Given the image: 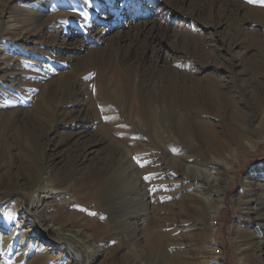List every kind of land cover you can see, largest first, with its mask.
I'll return each mask as SVG.
<instances>
[{
	"label": "rangeland",
	"instance_id": "374dc122",
	"mask_svg": "<svg viewBox=\"0 0 264 264\" xmlns=\"http://www.w3.org/2000/svg\"><path fill=\"white\" fill-rule=\"evenodd\" d=\"M40 2L46 0H0V28H8L5 22L8 15L19 17L25 6L33 7ZM75 2L76 11L67 22L55 18L60 25L37 29L18 40L20 57L12 63V75L16 79L13 87H18L23 94L17 95V105L13 108L6 107L11 101L6 93L9 83L0 77V114H7L5 124L0 125L2 186L11 189L17 179L26 177L27 168L39 150H45L47 158L54 160L58 154L68 157L73 148H86L92 142L95 144L90 145L89 157L101 162L113 158L125 162L133 176L126 177V182L131 185L135 182L134 188L139 185L145 199L152 196L150 205L131 206L136 212L130 216L131 221L122 226L125 234L133 227L140 231L136 241L123 234L115 235L114 224L106 211L89 196L70 197L68 208L80 206L77 219L91 224L92 230L107 232L108 242L97 244L99 254L104 249L107 259L104 264H197L199 259L211 256V231L218 263L264 264V254L258 260L248 249V233H253L264 247V220L259 219L260 213H264V190L257 188H264V140L250 149L261 134L257 135L255 130L248 132L246 126L250 116L264 118V0ZM78 10L81 13L78 14ZM56 11L71 10L52 5L43 19H51ZM138 31L143 33L135 42ZM15 33L16 29L12 35ZM235 34L245 41L230 50L228 38ZM99 35L107 38L106 44L99 40ZM122 36L126 41L121 43L120 52L130 54L126 55L123 67L135 71L137 60L143 61L145 70L140 71V87L148 99L151 100L154 93L160 98L165 86L172 89L174 82L179 90L185 86L187 95H181L178 102L162 110V116L149 126L132 120V113L118 105L111 90L105 116L87 102L85 111L75 110L73 114L84 119L76 120L79 121L76 127L68 130L67 120L59 116L57 109L61 85L72 81L70 69L75 63L81 67L75 71L76 88L86 91L98 67L87 59L91 49L76 58L70 56L84 41L108 49L115 48L117 39ZM11 50L5 46V51L1 52L7 55ZM112 55L113 52L106 54L105 58L110 60ZM204 64L208 65L203 67ZM83 65L89 66L88 69L82 70ZM150 74L154 77L151 87L148 86L151 85ZM208 84H214L218 90L224 85L227 87L229 93L222 99L219 95L227 109L222 110L224 105H221L218 110L209 100ZM17 110L18 114L14 115ZM68 134L71 141L59 149L58 145ZM31 143L36 148L32 149ZM235 157L227 172L230 182L216 206L208 191L209 185L214 183L211 172L203 185V197L209 198L205 202L194 199L189 186L181 183L179 177L165 175L163 170L164 166L180 170L175 164L181 162L189 166V162L207 172L209 159L226 162ZM133 197L137 202L138 196ZM13 199L8 194L0 195L2 215L16 214L14 210H18V206ZM258 200L262 202L259 207ZM17 201L21 210L31 204L29 196ZM250 201L254 203L247 211L249 215L243 213L242 216H248L251 222L238 221L239 206ZM127 212L126 208L123 214ZM16 218L22 220L20 215ZM6 231L0 230V264H20L19 259L27 261L36 254L39 247L36 248L33 241H21L22 230L16 229L10 244L5 246ZM42 242L44 244L46 239ZM61 246L51 249L50 253L57 249L62 261L59 264H64L67 257Z\"/></svg>",
	"mask_w": 264,
	"mask_h": 264
},
{
	"label": "bare ground",
	"instance_id": "6f19581e",
	"mask_svg": "<svg viewBox=\"0 0 264 264\" xmlns=\"http://www.w3.org/2000/svg\"><path fill=\"white\" fill-rule=\"evenodd\" d=\"M54 1L56 4H52ZM74 1L75 0H46V2H40L38 5H34L33 7H31V5L25 6L19 17L8 15L6 18L5 22L8 23V28H0V74L2 75L0 77L5 78V80H7L10 84L7 85L9 90L6 92L7 96L11 100L9 102L10 105L6 106L8 109L16 106L18 100L17 95L23 94V91H21L18 87H13L14 83H16V79L12 75V63L14 60H18V57H20L18 40L23 39L27 36V34L29 35L30 32L35 33L37 29L43 27L51 28L60 25L59 22L55 20V18H59V20L63 23L67 22V20L73 15L72 12L76 11L74 4L77 2L74 3ZM82 3H85V1ZM52 5L67 7L71 11L65 13L62 11H56V14H53L51 19H43L44 13L50 10ZM32 10L34 13L31 12ZM77 13L79 14L81 12L78 10ZM64 14H66L64 17H60ZM14 29L17 30V34L15 33L12 35ZM141 32L142 31L137 32V36L134 39L135 42L138 41V37L141 35ZM102 35H99V40L106 44L107 38L103 39ZM122 38L123 36L117 39L118 42L114 45L115 48L108 49L102 47L97 48L84 41L75 48V54L70 56V58H76L79 54L91 49L88 53L87 59L90 63L95 64L98 67L96 69L95 75L90 81V86L86 91L76 88L75 71H79L81 67L75 63L72 64L74 66L70 69L73 71V73L70 75V79L72 81H64L61 85V89L59 91L60 102L57 105V109L59 116H64L65 122L67 120L68 130L76 127V123L79 122L76 120H79L80 118L82 120L83 117L74 116L73 114H75V110L77 112L85 111L88 106L87 102L89 103V107L94 108L96 111H99L102 116H105L108 113V109H106L105 106L106 103H109L108 100L111 96V90L114 92L113 96L118 105L120 104L122 109L125 110L127 108L128 111L132 113V120L147 124L149 126L154 124L159 116H162V110L167 109L174 102H178L180 97H182L184 94L185 96L187 95L186 93H188V91L186 90V87L184 86L181 91L174 82V84H172V89L168 90L170 87L165 86V92L162 91L163 93L161 94L160 98L154 93L151 100L150 98L148 99L146 93L144 94L143 88L140 87V74L142 73L141 70H145V64L143 61H139L138 59L136 62L135 71L130 69L126 70L123 67L126 64L124 62L126 55L130 54L126 52H120V45H122L121 43L123 40H125ZM228 39L230 43V50H233L235 47L242 46L245 41L237 38L236 34L235 36H229ZM5 46H9V48L12 49L7 55L1 52L5 51ZM111 52H113L111 59H106L105 55ZM206 65L208 64H204L203 67ZM88 67L89 66L87 65H83L82 70H87ZM249 73L250 72H243V74L246 75ZM262 77L264 78V76ZM149 78L151 85L148 86H154V77L151 75ZM226 88L227 87H225V85L223 86L222 90L221 88L218 90L217 86L214 84H208L206 86L209 100L217 106L218 110L220 109L221 105H224V102H222L223 100L220 102L219 95L222 99L229 93ZM186 98L188 99V96ZM225 109H227V105H224V109L222 110ZM157 111L158 113H156ZM17 112L18 110L13 114L17 115ZM6 116L7 114H5V112L0 114V125L5 121L4 119ZM246 126L248 132L252 133L255 130L257 135L259 133L261 134L259 136V140L251 143L249 146L250 149H253L257 144L264 140L263 116H250ZM68 133L75 134V132ZM32 134L33 133L31 131V135ZM69 135L70 134H68L67 138H65L59 145L57 144L59 149L71 141V137ZM93 144L95 143L90 142L89 146L86 148L75 147L72 149L70 156L67 157V155L62 156L61 154H58L55 156L54 160L53 158H47V152L45 150H39L38 153H35L32 162L27 168L28 172L26 177L22 176L17 179L11 189H5V187L2 186L4 185V182L2 181L3 179L0 181V187L2 186L0 189V195H10L12 198H14L13 201H15L16 205L18 206V210H14L16 211V214L11 215V212H6L2 215L0 213V230H7L6 232L8 236L3 240L4 245L7 246V244H10L12 236L17 233L15 230L18 229L20 231L22 230L21 241L26 240L27 243L29 241H33V245H35L36 248L39 247V249L36 250V254H34L32 257H29L30 259L27 261L25 259H19L20 264L61 263V257L59 256L60 252H57V249L55 251L57 254H55V252L50 253L51 249L59 247V244H62L61 247L64 248L62 249L65 252L64 257H67V260L64 262V264H77V261H80L81 264H104V262L107 260L104 249L102 248L103 253L99 254L100 251L99 248H97V244H106L108 242L105 238L107 237V232H101L94 227L92 230L91 224L87 225L83 220L77 219L75 217H80L78 212L80 206L68 208L70 197L73 195H87L91 201H95L97 204H100L102 210L106 211L110 221L114 224V230L112 232L115 235L123 234V236H127V238L129 237L136 241L140 231H137V229L133 227L131 230L126 231L127 233L125 234L123 233L124 227L122 228V226H124L125 223H129L131 221L130 216L136 212L135 209L131 210V206H135V204L140 205V207L150 205L152 202V196L149 195L145 199V193L142 192V189L139 187V185L138 187H133L135 184L134 180L133 185H131L132 183L126 182V177L132 178L133 176L125 167V162H121V160L117 159L115 160L114 158L109 160L105 159L106 161L102 160L101 162L100 160L94 161L93 158L89 157L91 154L90 145ZM31 147L34 149L35 146L31 143ZM236 159L237 157L227 159L226 162L218 159H209L206 162V166L208 168L207 172H204L202 167L195 166L189 162H187L189 166H184L181 162L175 164L176 168H179L180 170L177 169L174 171L168 166H164L163 170L165 175H174L179 177L181 183H185L187 187L189 186L191 189L190 194H192L194 199L199 198V200L205 202L207 201L206 199L209 198L203 197L205 193H203L202 190H204V183H207L208 172H211L213 174L212 176L216 177L217 179H214L211 176V180L214 181V183L209 185L208 191L211 192L210 196L213 198V201L217 203L215 204L216 206L219 205L218 203L221 201L220 198L230 182L227 175L228 168L233 165ZM163 163L165 165L167 164L166 162ZM257 188L258 190H264V188ZM134 195L138 196L137 202L134 200ZM26 196L30 197L31 204L26 209L21 210L19 209L20 203L17 200H19V198L24 199ZM148 198L149 201H147ZM253 203L254 201L245 202L244 205L241 204L242 206H239L240 214L238 221L241 222L248 220V222H251L250 218L246 215L248 213L247 211L252 209L251 206ZM259 203H262L261 200H258L256 205L258 206ZM126 208L128 212L125 215L123 212ZM243 213L246 215L242 216ZM17 215L22 216V220L17 221ZM259 219L264 220V213H260ZM11 222H13L12 226L10 225ZM212 235L213 232L211 231L209 237V244L212 246L211 256L204 260L203 258H201V260L199 259L197 264H220L217 262L218 255L212 245ZM43 239H46L44 244H42ZM248 240L250 242L248 246L250 253L255 255L256 259L261 260L263 258L261 256L264 254V247L255 240L253 233H248ZM45 244H47V246L40 249V247H44ZM238 249L240 250L241 248L238 247ZM69 254L70 256H68ZM26 256L27 255H25V257Z\"/></svg>",
	"mask_w": 264,
	"mask_h": 264
}]
</instances>
